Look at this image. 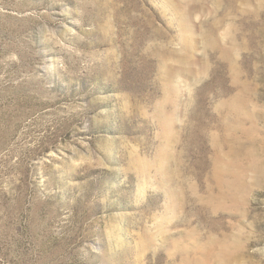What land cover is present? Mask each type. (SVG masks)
<instances>
[{
  "label": "rangeland",
  "instance_id": "obj_1",
  "mask_svg": "<svg viewBox=\"0 0 264 264\" xmlns=\"http://www.w3.org/2000/svg\"><path fill=\"white\" fill-rule=\"evenodd\" d=\"M0 264H264V0H0Z\"/></svg>",
  "mask_w": 264,
  "mask_h": 264
},
{
  "label": "bare ground",
  "instance_id": "obj_2",
  "mask_svg": "<svg viewBox=\"0 0 264 264\" xmlns=\"http://www.w3.org/2000/svg\"><path fill=\"white\" fill-rule=\"evenodd\" d=\"M251 141V140H250ZM251 155V154H250Z\"/></svg>",
  "mask_w": 264,
  "mask_h": 264
}]
</instances>
